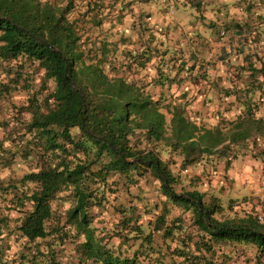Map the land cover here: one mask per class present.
<instances>
[{
    "label": "trees",
    "instance_id": "trees-1",
    "mask_svg": "<svg viewBox=\"0 0 264 264\" xmlns=\"http://www.w3.org/2000/svg\"><path fill=\"white\" fill-rule=\"evenodd\" d=\"M133 3L0 0V264H264L263 192L176 190L203 162L264 171V55L191 27L177 51Z\"/></svg>",
    "mask_w": 264,
    "mask_h": 264
},
{
    "label": "rangeland",
    "instance_id": "rangeland-1",
    "mask_svg": "<svg viewBox=\"0 0 264 264\" xmlns=\"http://www.w3.org/2000/svg\"><path fill=\"white\" fill-rule=\"evenodd\" d=\"M237 5V11L235 16L239 17L240 16V9L242 8H247L248 10V14H253V11L255 12L256 9L260 8V5L256 4V0H239ZM132 11H134L133 13L131 12V22L133 21L132 19L138 21V20H142L143 22H145L147 25L154 27L156 26V23L153 24L151 23L147 18L145 17L144 14L146 13H150V15H152L153 17H151L150 19L154 20V19H159L161 22V26H159L157 29H161V33L162 35L160 36L161 39L164 40L165 45H168L169 47H176L177 51L179 49V47L181 48L182 46L185 45H191L193 47V44L195 41L191 40V38H189V36L191 35L187 29L188 28H193L195 26H198L200 28H202V31H204V27L206 25V22H208L207 19H209V17L207 16V7L204 6L202 8L197 9V7H193V5H189L188 7H186L185 9H183L182 7L179 6H175L173 4H171L170 6H168L167 4H163L161 6L158 5V3L156 5H152V6H148L146 7L145 4L142 2L141 4H139L138 6H132ZM195 12V14H193ZM140 14V19H138V16ZM195 16L193 17V19H189L187 20L186 17L188 16ZM161 17H164L165 19H162ZM186 19V20H185ZM185 21L184 24H182V26H178L176 24V21ZM190 20L195 22L196 24H191L188 25L190 23ZM130 21L124 23V27L126 32H128L129 30V25H130ZM187 21V23H186ZM248 22V21H247ZM235 23H238L239 25H244L243 27V31L241 30L240 32V28H238V26H235ZM244 21H240L238 18V21L235 22H228V23H224L222 24L221 28L215 29L212 28V36H208V31L205 33L206 36H203L202 41L204 43V49L208 52V55L211 54H218V52L220 51V49L223 46L226 47H231V56H230V61L232 62H240L241 61V54L237 55V49H240L238 46H236L237 42H239L241 44V48H242V54L245 53H256L257 55L261 56L264 55V46L263 48H258L257 45H259L257 43L256 40V36H258L259 34L256 32L255 27L252 26H245ZM106 26V25H104ZM218 28V27H217ZM122 29V28H121ZM239 29V31H237ZM221 31H223V33H220ZM125 32V33H126ZM239 33H244L240 38H236L235 35H238ZM207 36L209 38H207ZM239 37V36H238ZM162 47V46H161ZM235 48V49H234ZM263 53V54H262ZM239 54V53H238ZM255 54V55H256ZM180 55V53H179ZM142 74V73H141ZM203 85V84H202ZM208 93V92H207ZM209 96H211L212 99L217 98L216 93L213 90H210L208 93ZM209 122L208 125H215L218 122V118H211L208 120ZM249 156V155H248ZM203 169L204 171L206 170V174L203 173ZM209 169V171L207 170ZM211 163L210 162H203L200 164H197L193 167H188V170L185 172L181 173V183L177 186V191L180 190V187L183 186V188L187 189L188 188V183L190 181V176H199L200 177V181L196 184V187L200 190H204V191H208L211 188L215 187L218 188L220 187V183L222 181H226L224 180V174L223 172H217L212 173L211 172ZM211 172V173H210ZM8 174V172H3L0 177H6ZM228 181V180H227ZM144 187H143V197L144 198V206L145 209H149V212H154V209L152 208V204L147 203V201H151V199H155L156 195L158 196V182L152 177V176H148L146 181H145ZM136 191V190H135ZM134 191V193H135ZM137 193H139V191H136ZM207 193V192H206ZM234 193V192H232ZM142 196V193H140ZM208 194V193H207ZM224 201H226L227 196L226 194L224 195ZM129 198H134L131 196H128ZM137 199V198H136ZM135 199V200H136ZM141 213H144V210L141 211ZM147 212H145L144 215H146ZM10 241H12L10 239Z\"/></svg>",
    "mask_w": 264,
    "mask_h": 264
},
{
    "label": "crops",
    "instance_id": "crops-1",
    "mask_svg": "<svg viewBox=\"0 0 264 264\" xmlns=\"http://www.w3.org/2000/svg\"><path fill=\"white\" fill-rule=\"evenodd\" d=\"M128 1V0H126ZM239 0H133L132 6H138L142 2L145 4L146 7L156 5L158 3L159 6L163 4H167L170 6L171 4L175 6L182 7L185 9L189 5H193V7H196L195 5L200 6V8L206 6L207 7V16L209 17L208 22L206 24L209 25H215L213 26L214 31L216 29L217 31V24H224L228 22H235L238 21V18L240 21L247 22L249 18L254 17L257 19V22L261 23L258 26L255 27L256 32L258 34H264V0H256V4L260 5V8L256 9V11H253V14H248L247 8H242L240 9V16L236 17V11H237V3ZM195 14V12L193 13ZM145 17H148L147 19L155 24L156 23V28L161 26L160 20L159 19H150L153 17L152 15H147L145 14ZM195 16H188L186 17L187 20L193 19ZM162 19H165L164 17H161ZM185 19V20H186ZM193 21L190 20V23L188 25H191ZM185 21H176L177 27L182 24H184ZM187 23V21H186ZM195 25V24H194ZM179 26V27H180ZM197 31L202 30L201 26L200 28L198 26L193 27ZM208 29V30H207ZM159 30V29H158ZM208 31V36H212V28H205L204 31ZM206 31V32H207ZM206 32H203V35L206 36ZM262 32V33H261ZM244 33L235 35L236 38L238 36H242ZM207 36V38H209ZM261 42V44H263ZM236 46L239 47V44L237 42ZM230 49V47L228 46ZM219 172H222L219 171ZM264 171H262V168L260 166V162L256 159L251 158V156H243L242 158L235 159L232 162V166L230 169L225 171L227 178L220 183V185H230L233 186V195L239 196L240 194L244 195H250L251 197H256L258 196L261 192L264 193ZM224 174V173H223ZM225 175V174H224ZM223 175V176H224ZM225 177V176H224ZM228 180V181H227ZM219 188V187H218ZM218 188H215L214 190L216 191ZM250 198V197H249ZM254 201V200H253ZM249 206L250 203L248 204Z\"/></svg>",
    "mask_w": 264,
    "mask_h": 264
}]
</instances>
